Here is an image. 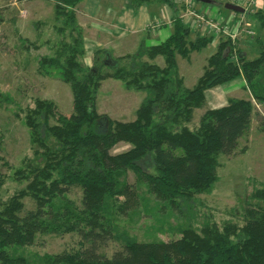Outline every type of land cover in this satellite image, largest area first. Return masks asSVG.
Returning a JSON list of instances; mask_svg holds the SVG:
<instances>
[{
    "label": "trees",
    "instance_id": "1",
    "mask_svg": "<svg viewBox=\"0 0 264 264\" xmlns=\"http://www.w3.org/2000/svg\"><path fill=\"white\" fill-rule=\"evenodd\" d=\"M80 1L54 0L55 22L60 24L52 26L59 34L68 31L71 41L40 58L38 66L43 74L47 67H54L70 85L73 111L63 113L45 99H36L28 109L25 122L31 141L40 148L35 154L42 164L28 161L17 169L27 183L0 205V264H264V188L253 190L245 201L242 224L207 219L193 225L187 217L175 238L140 241L119 234L113 208L114 200L123 197L136 212L138 201L149 194L157 202L152 210L186 208L189 217L195 214L191 200L210 192L217 181L218 156L237 153L240 138L250 128L251 99L264 103V45L258 44V55L248 58L235 40L221 39L194 85L186 87L176 55L189 58L214 36L189 39L191 26L175 16L172 33L165 40L118 57L96 50L95 64L87 67L76 19ZM132 1L138 6L151 0ZM254 16L264 28V11L258 9ZM99 52L108 55L105 61L111 63L98 64ZM158 56L163 66L155 62ZM107 78L145 92L133 120L112 119L96 109L97 91ZM236 78L244 80L250 97L232 96L222 106L205 108L197 125L190 127L194 110L205 105L206 91ZM49 116L54 118L51 124ZM50 137L53 144L48 142ZM118 142L130 147L111 153ZM128 171L135 173V183L128 182ZM139 183L144 186L142 199ZM76 186L82 192L79 205L67 197ZM25 197L35 206L22 214ZM45 232H75L87 246L43 255L38 261L17 253L18 247L32 244L37 233ZM116 238L121 239L120 249L109 257L99 252L106 240Z\"/></svg>",
    "mask_w": 264,
    "mask_h": 264
},
{
    "label": "rangeland",
    "instance_id": "2",
    "mask_svg": "<svg viewBox=\"0 0 264 264\" xmlns=\"http://www.w3.org/2000/svg\"><path fill=\"white\" fill-rule=\"evenodd\" d=\"M16 1L18 5L20 2L23 3L21 0ZM174 1L179 3V6L185 7V10L190 5V9L206 19L218 21L224 26H234V30H232L237 47L248 58L258 55V44L264 45V28L260 27L254 16L256 10L264 11V0ZM256 1H261L263 5L256 6ZM0 2L5 5L10 1L0 0ZM227 2L240 5L245 8V11H233L234 16L231 20L225 21L226 13L231 14L232 12L224 6ZM53 3L54 0H31L19 6V10H21L19 12L27 20L22 26V33L30 35L28 39L31 41L35 37L37 38L39 33V39L34 41L39 45L38 47L33 46L28 40L23 42L14 32L13 23L0 25V205L18 190L24 188L27 183L26 180L19 178L18 172L16 173L17 169L24 168L28 161L37 165L42 164L40 155L35 154V150L40 148L31 141L30 128L25 122L28 109L34 107L36 99H45L52 101L63 113L68 114L73 111L70 85L61 79L57 69L47 67L48 71L44 74L38 71L40 58L54 53V50L58 49L64 41H71L68 31L59 34L52 25L39 24L33 28L32 22L37 20L39 16L37 14L48 16ZM4 8L6 11L3 10V14L17 16V13L9 6ZM76 8L78 9V5ZM206 10L210 13H207ZM211 15L215 19L211 18ZM160 18L154 17L151 21H158ZM183 18L186 24H194L192 27L198 29L195 22H191L187 16ZM216 18L224 19L225 22ZM55 23L60 24V22ZM197 29L199 36L206 32L204 28ZM212 35L217 41L225 39L224 33L220 35L212 33ZM213 51L214 46L209 44L200 51L192 52L190 59H183L180 55H176L186 87H191L194 84L203 71L207 57ZM94 54L84 55L82 60L87 67L95 64ZM107 57L109 56L99 52L98 64L101 65ZM105 62L111 63L109 60ZM155 62L160 66L164 65L159 56ZM217 89L220 87L214 88L210 92L207 90L205 105L194 110L193 119L189 123L190 127L197 125L206 107L214 106L215 103H212L210 98L213 91ZM241 94L250 97L248 92ZM145 95L143 91L126 88L120 80L107 78L101 82L97 91L96 109L99 113L106 114L112 119L133 120L135 111ZM223 97L225 96L222 95L221 98ZM251 100L254 111L250 128L240 138L237 153L218 156L217 181L212 185L210 192L198 194L191 200L194 202L192 204L194 210L197 211L193 216L189 217L190 213L186 208H182L181 211L168 208L163 212L152 210L155 209L153 207L157 202L149 194H146L142 199L144 186L139 183L137 191L142 201H138L136 212L129 209L123 197H117L114 200L116 231L119 234H128L131 238L140 241H149L177 237L179 227L185 224L188 218L192 219L193 225H199L207 219L219 224L225 220L242 224V209L245 206V201L253 190L264 188V103ZM48 121L50 124L53 123V116H49ZM43 129L42 125L41 131H44ZM48 142L53 144V138L50 137ZM129 147L130 144L118 142L112 146L111 153L117 154ZM243 147L245 150L241 152L240 149ZM127 179L129 183H135V173L128 171ZM67 197L79 205L82 197L81 188L72 187ZM23 201L24 211L22 214L35 206L30 197H25ZM121 244V239H108L103 245H100L99 252L109 257L121 248ZM85 246L87 243H84L75 232L62 234L45 232L37 233L32 244L18 247L16 250L17 253L25 255L32 261H38L43 255L62 251L72 252Z\"/></svg>",
    "mask_w": 264,
    "mask_h": 264
},
{
    "label": "crops",
    "instance_id": "3",
    "mask_svg": "<svg viewBox=\"0 0 264 264\" xmlns=\"http://www.w3.org/2000/svg\"><path fill=\"white\" fill-rule=\"evenodd\" d=\"M9 1L10 2L5 5L14 10L17 13V16H14L13 14H3V10L6 11L4 8L6 6L0 2L2 15V21L0 22V25L13 23L12 27L14 28V32L18 34L20 39L30 38V35L22 33V26L25 22H27V20L25 19V16H22L21 12H19L21 11L19 10V6H22L24 2L26 3L27 1L31 0H21L23 3L20 2L19 5L16 0ZM178 4L179 3H176L175 5L171 6L165 1L151 0L150 2L142 3L136 6L132 0H81L78 4V9L76 10V19L83 33L85 56H88V53L93 55L96 50H101L111 55V57H117L120 55L134 53L141 45L149 46L165 40L172 33L174 17L180 16L184 21V18H182L181 15L183 12H185V7L183 8ZM261 4V1H256V6ZM180 7L182 8L181 10ZM10 8L8 9L10 10ZM206 12L210 13L207 10ZM37 16V20L32 22L33 28L39 24L53 25V23H55L53 5L48 16L42 15V17L40 14H37ZM211 16V18L215 19L213 15ZM233 16V11L231 14L226 13L225 21H230ZM154 17L161 18L158 21H151ZM218 19L224 21V19ZM190 20L193 22L192 19ZM188 24L191 26L189 39H194L199 36L198 32L196 31L197 28L195 29V27H192L194 24ZM197 30L200 29L198 28ZM204 33L211 34L209 30H206ZM39 35L40 34L38 33L37 38L35 37L33 42L39 39ZM218 43L219 41H217V39L214 37L212 42L209 44L214 46L215 51ZM191 54L192 52L190 53L189 58H182L190 59ZM159 57L163 61L162 57ZM177 58L178 57L176 56L178 66ZM178 71L182 76L179 66ZM217 87H220V89L213 91V95L210 98L212 103L215 104L214 106L208 107L215 108L222 106L227 102V99L232 96L248 98L247 95L245 96L241 94L244 92H248L249 94V91L244 89V80L242 78H236L225 84L210 88L208 91L210 92L212 89ZM219 92L225 96L223 97L224 100L221 98L222 95Z\"/></svg>",
    "mask_w": 264,
    "mask_h": 264
},
{
    "label": "built area",
    "instance_id": "4",
    "mask_svg": "<svg viewBox=\"0 0 264 264\" xmlns=\"http://www.w3.org/2000/svg\"><path fill=\"white\" fill-rule=\"evenodd\" d=\"M187 10H185V12H183V14L181 15L182 18L184 16H187L188 18L192 19L193 22H195V25L201 29L204 28L206 30H209L211 32V34H215V35H220L222 33H224L225 38L230 37L232 40L235 39V35L233 34V30L234 27L230 26H224L222 24H220L218 21H214V20H210V19H206L204 18V16L200 15L199 13H197L196 11H194L193 9H190V5L188 6V8H186ZM193 17V18H192ZM233 29V30H232Z\"/></svg>",
    "mask_w": 264,
    "mask_h": 264
},
{
    "label": "water",
    "instance_id": "5",
    "mask_svg": "<svg viewBox=\"0 0 264 264\" xmlns=\"http://www.w3.org/2000/svg\"><path fill=\"white\" fill-rule=\"evenodd\" d=\"M195 1L210 2L211 0H195ZM224 6L227 9L235 11V12H244L245 11L244 7L237 5V4H234V3L227 2L224 4Z\"/></svg>",
    "mask_w": 264,
    "mask_h": 264
}]
</instances>
